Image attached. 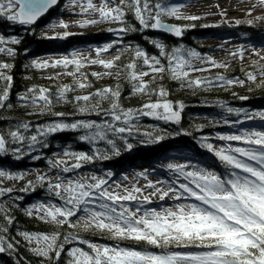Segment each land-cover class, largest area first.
Segmentation results:
<instances>
[{
	"label": "snow or ice",
	"instance_id": "6c2138e0",
	"mask_svg": "<svg viewBox=\"0 0 264 264\" xmlns=\"http://www.w3.org/2000/svg\"><path fill=\"white\" fill-rule=\"evenodd\" d=\"M58 0H0V18H6L13 23L21 25H32L38 18L43 16L52 6L56 5ZM74 6L80 8V15H86L91 12L98 15L97 19H85L78 22V26L85 27L90 24H96L101 21L124 22L126 10H130L135 19L143 29H162L167 32L181 36L183 29L175 25H168L162 22L163 15L188 20L199 19L197 16H182L181 8L184 5L166 6L162 3L152 4L151 0H101L99 6L93 3V0H72ZM264 3V0H261ZM250 14V12H249ZM223 15V13H222ZM258 20L264 17H258ZM237 24L241 21H236ZM251 24L253 21H247ZM63 27L67 29L70 25L60 21L59 25L52 27ZM207 27V25H205ZM132 30L131 26L121 27L112 31L127 33ZM68 32L63 37L54 36L51 38H66ZM49 38V37H45ZM21 38H5L0 35V53H7L14 56L15 51L9 44H19ZM152 43L160 49L161 56H167L168 65L161 64L159 58L149 57L139 47L135 49L133 61L127 65L119 66L116 61L119 56L111 60H104L101 53L107 52L113 47V44H106L103 48H96V58L89 59L83 57L78 52H73L71 58L65 56L53 62V66L63 65L67 68L73 65L77 71L84 63L100 64L106 70L114 67L122 68L127 74V78L133 81L132 91L140 95H158L161 99L155 102L144 103L140 108L124 109L120 103L119 86L116 88L104 87L98 89L95 93L76 96L74 101L79 105L78 114H93L101 116L100 122L95 120H75L66 122L64 120L52 121L36 129L37 134L31 135L29 139V149L37 144L47 147L45 137L66 132L80 131L82 134L78 137L80 141L94 143L97 140L106 141L115 148V142L109 134H131L133 131L132 122L140 116H150L164 122L179 124L184 109L183 102H174L168 100L167 93L163 87L158 90L151 88L157 74L169 72L173 80L186 82L187 86L200 87L210 81L200 78L191 80L189 69L192 71H203L202 68H193L189 58H200V54L195 50H189L187 57L181 55L180 49H174L169 55L165 52V46L153 40ZM233 56H240L243 59V51L231 53ZM256 55H259L257 52ZM136 59L142 60V65H138ZM264 59V56L261 57ZM208 62L217 66L216 62L208 57ZM34 67H47L48 62H32ZM142 66H147L149 71H139ZM226 67V65H219ZM12 65L0 63V81L4 82V90L0 94V107L8 99L9 89L12 84V76L6 75L5 69H10ZM260 76L264 77V65L258 69ZM68 75L75 76V72H69ZM121 71L115 73L120 76ZM93 76L113 75L111 71L104 73H92ZM152 75L153 81L145 82L143 77ZM86 79V77H85ZM218 80L226 84H233L232 79H225L224 76H218ZM247 79L255 81L256 75L252 72L247 73ZM236 83L243 84L244 81L237 80ZM90 85L78 82L76 87L81 89ZM182 86L183 83H182ZM70 86H62L57 93V100H66V93L73 91ZM98 98V99H97ZM19 99L25 104L31 103L43 112L45 109L51 111L52 99L49 89L30 88ZM96 99V103L90 101ZM243 99V98H242ZM103 101L109 102L107 109L103 108ZM83 102V104H80ZM10 107V105H9ZM229 113L235 112L240 115L241 110L227 108ZM57 117H64L66 114L61 112L54 113ZM261 120H264V112L255 114ZM246 119H252L245 113ZM239 122V121H237ZM123 126H120V125ZM28 123H20L16 130L9 131L8 135L11 141L16 144H23L25 136L21 129L28 130ZM179 134V133H177ZM187 134V133H185ZM157 141L163 140V136H157ZM218 139L225 141H241L248 147H221L215 149L211 143L201 140V147L207 148L209 152H214L215 156L223 162L229 169L226 175H218L215 172L196 168L194 171H186L188 167L194 165L168 163L167 168L183 177L188 183H179L172 181L165 189L156 187L151 182L147 187L153 188L152 195H159L160 200H164L170 194L174 200H190L194 202L177 203L174 207L163 208L160 211L155 209H142L138 207L135 211L128 208L124 202L137 201L138 203H150V197L144 196L143 200L137 195L142 192L139 187H133L131 190L124 189L123 193L110 192L104 185L106 181L93 177L95 183H87L83 180L66 183L58 176L53 182L46 175H40L37 180L40 182L48 181L49 191L59 197L63 204H39L26 209L29 216H33L34 211H38V218L45 223L63 227L67 224L70 228L80 227L84 230L96 229L106 231L114 240H134L144 242L161 251L153 252L147 249L127 248L108 245H99L87 239L81 238L78 234H61L59 231L52 232H21L23 240L30 247V251L36 256L51 260L53 256L58 260L61 253L65 250V244L75 242L85 247L74 246L68 249L69 260L67 264H264V131H243L239 135L219 136ZM8 141L4 135H0V154L7 153ZM130 148L131 145H128ZM20 153L22 149L16 147L12 149ZM64 156H71L76 161H90L92 155L80 152L64 151ZM17 158H20L19 156ZM39 158V157H36ZM65 164L64 159L50 161V167L56 168ZM80 163L72 167L79 168ZM71 169L65 166L62 171L68 172ZM143 175V174H141ZM0 178L23 179V173L13 174L0 170ZM32 181L28 182V187L21 191H28L32 186ZM157 183H160L159 181ZM12 189L0 188V196L10 193ZM92 205V207H89ZM82 210L85 216L77 217L76 221L71 220ZM4 212V209H0ZM8 224L13 222L12 217L5 215ZM7 228L0 226V232H6ZM17 244L19 241L16 242ZM173 249H183L177 251ZM15 250V244L6 242L0 235V253Z\"/></svg>",
	"mask_w": 264,
	"mask_h": 264
},
{
	"label": "trees",
	"instance_id": "16d2710c",
	"mask_svg": "<svg viewBox=\"0 0 264 264\" xmlns=\"http://www.w3.org/2000/svg\"><path fill=\"white\" fill-rule=\"evenodd\" d=\"M65 0H60L58 6L50 11L46 17L41 19L35 25H21L8 21L6 18H0V35L5 38L13 36L21 38L19 44H9L15 51L14 56H9L7 53H0V63H8L12 65L10 69L2 70L6 75L12 76V84L9 89L8 99L4 102V106L0 107V135H4L8 141L7 147L9 151L0 154V170L7 171L13 174L23 173V179H7L0 178V188L12 189L10 193H5L0 196V226L7 228L6 232H0L6 242L15 244V250L0 253V264H67L69 257L68 249L74 246L85 247L78 245L75 242L65 244V250L61 253L57 260L54 256L51 260L36 256L30 251V247L20 235L21 232H52L59 231L61 234H78L81 238L87 239L99 245L120 246L127 248L147 249L153 252H160L152 246L146 245L144 242H136L134 240H114L106 231L96 229L84 230L80 227L75 229L70 228L67 224L63 227H58L50 223L42 222L38 216L40 213L34 211L33 216L26 213V209L33 205L39 204H63V201L49 191L48 181L40 182L37 177L46 175L49 180L55 182L59 176L61 180L67 179L69 175H77L81 171L101 172L103 169L109 170L111 177H124L121 168L127 163L131 164L129 168H135V164L148 167V174L153 173V169L160 170L153 162L158 157H164L166 154L189 155L197 159L209 157V161H218V157L214 152H208L207 148L201 147V140H207L205 133H221L225 126L216 125L214 116L218 114L216 107L219 105L229 106L231 108L254 107L255 105L264 110V81L256 79L255 81L247 79V73L256 70L249 63H242L239 60L230 62L223 57L214 56V53L222 50L224 41H218L221 36H229L234 38L233 41L243 51L247 48L264 46V19L258 20V17H264V14L256 16L235 17L232 19L218 20H188L174 19L169 22L167 17L163 15L162 21L183 29L181 36L166 35L156 33L154 29H143L139 22L135 19L130 10H126L124 22H112L108 27L100 28L97 31L86 33L70 32L66 38H51L52 35L44 31V27L48 20L58 13V7ZM179 0H151L152 4L157 2L163 5H168L171 2ZM117 4L118 1H115ZM236 21H241L237 24ZM247 21H253L249 24ZM207 25V27H205ZM131 26L132 30L127 33H119L112 31L121 27ZM64 34V33H63ZM63 34L60 37H63ZM49 37V38H45ZM208 38L215 39L211 42L203 41ZM155 40L165 46V52L171 54L174 49H180L184 55H187L189 49H195L204 56L211 57L217 66H213L210 73H198L193 78L210 81L204 83L200 87L187 86L186 82L173 80L169 72L157 74L155 80L151 83V88L158 90L163 87L167 93V99L177 103L183 102L184 109L182 118L179 124L171 122H161L148 118V116H140L132 122V135L137 138H129L125 141L120 138L119 134H109L110 138L115 142V148L109 145L106 141L97 140L94 143L80 141L79 136L82 132L66 131L56 133L45 137L48 146L43 147L40 144L29 149V137L36 133V129L52 121L64 120L72 122L75 120H95L100 122L102 117L93 114H78V104L74 101V97L95 93L98 89L104 87L116 88L119 86L120 98L119 103L124 109H138L144 103L155 102L161 99L158 95H140L134 94L132 91L133 81L127 78V74L122 68L114 67L111 70L113 75H108L101 80L92 73H99L91 67V63H84L77 71L73 65L65 68L63 65L53 66V62L62 57L71 58V54L79 49H89L93 46V52L89 54H81L87 57L89 61L96 58V48H103L106 44H113V47L107 52L101 53L104 60H111L119 56L116 64L119 66L127 65L133 61L135 57V49L139 47L149 57L155 56L160 59L161 64L167 67V56H161L160 49L155 47L152 41ZM182 55V54H181ZM42 63L47 61V67H34L33 61ZM138 65H142L141 59L135 61ZM219 65H226L220 67ZM139 71H149L147 66H142ZM121 71L120 76L115 73ZM69 72H75L76 75H68ZM218 76H224L225 79H232L233 84H226L224 81L217 79ZM86 77V79H85ZM66 79V80H65ZM145 82L153 81V76L143 77ZM242 80L243 84L235 81ZM78 82H83L89 87H76ZM182 83L184 86H182ZM70 86L73 91L66 93V100H57L58 90L62 86ZM4 82L0 81V94L4 90ZM44 87L49 89L51 99L53 101L51 111L45 109L41 112L36 106L31 103L25 104L19 99L27 93L30 88ZM243 98V99H242ZM98 99V98H97ZM95 104L96 99L90 101ZM83 104V102H80ZM10 105V107H9ZM109 107L108 101H103V108ZM56 112L65 113L64 117H57ZM153 122H156L155 124ZM20 123H28V130L21 129L25 136L23 144H16L11 141L8 135L9 131L16 130ZM243 120L239 121V125L244 124ZM127 133V132H126ZM179 133V134H177ZM187 133V134H185ZM203 135L205 138H203ZM207 135V134H206ZM157 136H163V140L157 141ZM124 137L123 139H125ZM123 141L131 147H125ZM20 147L22 151L16 153L12 149ZM65 150L76 153H86L92 155L90 161H72L80 163L79 168L67 166L71 170L68 172L62 171L65 167L60 165L56 168L50 167V161L63 158ZM209 153V154H207ZM20 158H17V157ZM39 157V158H36ZM221 162V161H220ZM223 163V162H221ZM133 164V165H132ZM224 165V163H223ZM151 166L153 168H151ZM163 167V166H162ZM110 177V178H111ZM32 181V186L28 191H21L28 187V182ZM92 207V205H89ZM77 213V216L71 218L73 222L77 217L85 216L86 213L82 210ZM5 215L11 216L13 222L8 224L5 220ZM19 241L17 244L16 242ZM87 250V249H86ZM183 251V249H173Z\"/></svg>",
	"mask_w": 264,
	"mask_h": 264
},
{
	"label": "rangeland",
	"instance_id": "374dc122",
	"mask_svg": "<svg viewBox=\"0 0 264 264\" xmlns=\"http://www.w3.org/2000/svg\"><path fill=\"white\" fill-rule=\"evenodd\" d=\"M118 1V0H115ZM78 2H83V0H78ZM93 3H95L97 6L100 5L101 0H93ZM173 5H184V7L181 8V14L182 16H197L200 20H218V19H232L235 17H243L249 15V16H256L260 14H264V3H261V0H179L177 2L173 1L171 3H168L167 6H173ZM250 12V14H249ZM80 8L77 6H74L72 3V0H65L60 7H58V13L51 17L48 22L46 23L45 27L43 28L44 31L52 36H60L61 34L65 32H80V33H90L99 30L100 28L108 27L112 21H101L96 24H90L85 27L78 26V22H82L85 19H97L99 20L98 15H94L91 12H89L86 15H80ZM223 13V15H222ZM169 22H172L174 19H183V18H176L172 16L165 15ZM63 21L70 25L67 29L63 27H52L53 25H59V22ZM174 34V33H173ZM175 35V34H174ZM212 40L216 41L215 39L208 38L207 40L211 42ZM234 38L229 36H221L219 37L218 41H224L222 45V50L219 52L214 53V56L223 57L225 60L234 62L236 60H239L242 63H249L253 68L256 70L254 71V74L256 75L257 79H261L264 81V77L260 76V73L258 71L259 67L264 65V59H261L262 56H264V46L262 47H253V48H247L243 50V59L240 58V56H233L231 53H235L238 51H241V49L237 46V43L233 41ZM93 46H90L89 49H79L75 52H78L80 54H89V52H93ZM189 50H195V49H189ZM188 50V51H189ZM187 51V52H188ZM196 51V50H195ZM198 52V51H196ZM259 53V55H256V53ZM199 53V52H198ZM180 54L184 55L183 52ZM200 54V58H189L190 63L193 68H202L203 71H192L189 69V77L193 78V76H197L198 73H205L208 75L210 73V70L212 69L213 65L208 62V57ZM187 57V55H184ZM212 59V58H211ZM213 60V59H212ZM214 61V60H213ZM91 67L95 70H97L99 73H104L108 70L104 69L102 65L100 64H90ZM108 75H101L99 78L101 80H104V78ZM66 80V79H65ZM227 108L229 106H223L219 105L216 107L217 110V116L215 118L214 124L225 126L224 129H222L221 133H217L218 135H214L217 131H214L213 133H205V137H207V140H204L206 143H211L215 149H219L221 147L227 148L228 146H231L233 148L235 147H248V145L243 144L241 141H225L218 139L219 136H227V135H239L243 131H264V120H261L258 116L255 114L258 112H264L263 108L254 106V107H240V108H233L241 110L240 115L237 116L235 112L229 113L227 111ZM245 113H247L249 116H252V119H246ZM147 117V116H146ZM148 118H153L148 116ZM154 120H158L153 118ZM243 120L244 124L239 125V122ZM164 123L163 120H158ZM154 124L156 122H153ZM120 126H123L122 124ZM207 134V135H206ZM120 138L122 140H127L129 136L135 141H137V138L134 137L131 134L124 133L119 134ZM203 138H205L203 135H201ZM126 137L125 139H123ZM123 141V144H125V147H128V143H132V141L126 143ZM208 151V150H207ZM206 152V151H205ZM209 152V151H208ZM207 153V152H206ZM210 153V152H209ZM207 153V154H209ZM212 153V152H211ZM65 160V164L63 166H73L76 164V161H72V158L65 157L63 153V158ZM209 157L204 159H197L194 157H191L189 155H181L180 153L175 155H168L166 154L164 157H158L154 159L153 163L161 168L153 169V173L148 174V167H144L142 165L135 164V168H129L131 164L127 163L125 166L121 168L124 177H111L109 170L103 169L101 172H94V171H81L77 175H69L67 179L64 180L66 183L69 180L76 181V180H83L87 183H95V181L92 179L93 177L104 179L106 181V184L104 187L110 191V192H119L123 193L124 189L131 190L133 187H139L142 189V192L137 194L140 197V200H143L144 196L150 197V203H138L137 201H127L124 202L125 205L130 208L132 211H135L138 207L142 209H155L157 211L162 210L163 208L168 207H174L177 203H187V202H194L190 200H174L172 199L171 194L168 197H165L164 200H160L159 195H152L154 192L153 188L147 187L148 183L151 182L152 184L156 185V187H160L162 189H165L168 187L169 184H171L172 181H178L175 187L178 188L179 183H188V181H185L183 177H179L177 173H174L172 170H169L167 168L168 163H174V164H187V165H194V167H188L186 168V171H194L196 168L205 169L207 171L215 172L218 175H226L229 169L226 167V165L218 161H209ZM133 165V164H132ZM163 166V167H162ZM151 168H153L151 166ZM143 174V175H141ZM111 177V178H110ZM160 183H157V182Z\"/></svg>",
	"mask_w": 264,
	"mask_h": 264
},
{
	"label": "water",
	"instance_id": "95a60500",
	"mask_svg": "<svg viewBox=\"0 0 264 264\" xmlns=\"http://www.w3.org/2000/svg\"><path fill=\"white\" fill-rule=\"evenodd\" d=\"M59 2H60V0H58V2H57V4L56 5H54V6H52L43 16H41L40 18H38L37 19V21L34 23V24H32V25H35V24H37L42 18H44L50 11H52L55 7H57L58 6V4H59ZM163 22V21H162ZM163 23H165V22H163ZM19 24V23H18ZM165 24H168V25H172V24H170V23H165ZM154 31L156 32V33H162V34H166V35H173V33H171V32H167V31H165V30H162V29H154Z\"/></svg>",
	"mask_w": 264,
	"mask_h": 264
}]
</instances>
